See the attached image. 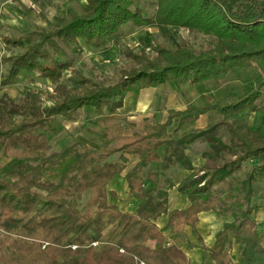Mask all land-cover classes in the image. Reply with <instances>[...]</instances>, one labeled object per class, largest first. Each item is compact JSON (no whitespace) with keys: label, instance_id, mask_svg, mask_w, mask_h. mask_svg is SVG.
<instances>
[{"label":"trees","instance_id":"16d2710c","mask_svg":"<svg viewBox=\"0 0 264 264\" xmlns=\"http://www.w3.org/2000/svg\"><path fill=\"white\" fill-rule=\"evenodd\" d=\"M87 2L82 15L63 17L40 41L35 36L4 37L9 48L22 50L4 60L9 67L5 85L25 70L51 83L50 97L56 104L46 109L31 98L0 102V147L6 158L16 162L0 179V264H192L179 240L170 244L166 232L173 229L179 237L190 226L203 246L196 229L203 212H222L234 219L209 249L218 264H235L234 244L248 261L264 256V232L252 219L253 184H264V136L251 130L244 118L260 111L264 126V0H155L151 17L136 9L134 0ZM127 24L140 29H186L207 41L198 52L160 45L156 56L136 54L124 49ZM80 42L97 53L113 46L125 50L129 61L116 84L104 86L74 69L75 61L67 52ZM65 71H71L72 77L67 79ZM227 76L244 87V96H231L207 108L171 111L166 124L147 126L145 134L123 135L119 110L130 92L204 84ZM90 108L103 118L104 150L77 143L52 153L53 120L79 121ZM207 114L220 120L211 129L183 133ZM125 125L134 127L127 121ZM218 127L230 133L228 145L211 135ZM199 138H205L224 161L217 171L195 169L188 159L184 146ZM164 146L167 152L162 157L158 151ZM127 155L140 159L125 178L139 201L134 212L111 204L117 195L109 191L110 182L126 172ZM70 157L75 162L57 180H45ZM252 161L236 191L221 187L223 175L244 173V164ZM153 162L162 163L163 169L178 162L194 174L205 172L179 186L190 199L188 209L169 212L168 191L161 185L166 182L171 189L170 180L162 182L154 173L143 178L144 169ZM162 216L169 217L164 228L158 226Z\"/></svg>","mask_w":264,"mask_h":264},{"label":"rangeland","instance_id":"374dc122","mask_svg":"<svg viewBox=\"0 0 264 264\" xmlns=\"http://www.w3.org/2000/svg\"><path fill=\"white\" fill-rule=\"evenodd\" d=\"M134 1L136 9L144 11L147 16L151 17L155 14V0ZM87 4V0H16L13 2V5H15L16 7L12 6V11L10 6L0 7V102L1 100H8V102H22L26 98H31L37 100L40 104L43 105V108L46 109H49L56 104L55 101L50 97L54 94V87L51 85V83L25 70L21 71L9 85H5V82L9 75V67L4 62V60L6 57L17 55L22 50L20 48H9L4 37L8 36L21 38L27 36H35V41H40V36L50 34L52 31V25H54L63 17L67 16L70 13L79 16L82 15ZM123 29L126 35L125 39L123 40L124 49H128L129 51L136 54L139 52H145L148 56H156L157 49L160 45H166L171 48L192 47L198 52L199 49L203 45H205L207 41V39L203 36L193 34L186 29H140L135 27L133 24L125 25ZM124 49L118 46H113L107 52L97 53L87 47L84 42H80L79 47H74L67 53L70 58L75 61L74 69L76 71L81 72L88 78L95 79L96 82L103 84L104 86H111L119 81L121 76V69L125 65H127L129 61V59L126 57V53H124ZM72 75L73 73L71 71L64 72V76L67 79L71 78ZM218 83L219 84L217 85L215 97L218 99H222V101L231 97H228V94H242L243 90L241 86L238 85V82L233 76H227L226 78L221 79ZM157 91H160L159 94L163 95L162 97H164L163 99L159 98V100L161 101L160 103L158 102L159 106H157V108L159 109L151 111H147L144 109L136 110L135 112H133L128 122L138 125L137 127H139V129H142L144 123L147 122H162L164 120L159 116L163 114L162 112H164V110L162 109L164 105H169L170 108L173 107V109L175 108L178 110L182 108V106H184H173L172 99H170L171 103L167 104L168 97H172L173 95L178 99V101L187 100L185 95L180 92V89H178V87L167 85L160 88L159 90H156V93H158ZM153 95L154 93L152 92L151 97H153ZM208 95L210 97L209 100L214 99L211 95V92ZM142 100L147 101L149 100V98H142ZM162 101L167 102H165V104L162 103ZM20 120L21 118L17 119V121ZM219 120L220 117L218 115L211 114L208 122L209 125L206 129H211V127H213ZM175 123L176 122H174V124ZM205 123L206 122H204L203 124ZM174 124L169 129L171 133L175 130L176 126H174ZM122 125L124 126L125 134H130L131 132L126 127V125L124 123H122ZM184 132H186V130H184ZM211 135L216 137L223 144L228 145L230 133L224 127L213 129ZM104 136L105 128L102 124V118L97 115L94 110H89L83 114L82 120H80L79 122L66 123L62 120H56L54 122L51 127L50 134V151L52 153H61L73 147L77 143H85L95 148L96 150H103L107 145ZM81 138L84 140H81ZM208 144V141L202 142V144L200 145V149L202 151H204L205 149L208 150L209 148L212 149ZM205 159L207 161V168L212 165V163L214 164V162L210 164L209 158ZM113 160L118 161L119 154L116 155ZM74 162V157L68 158L54 172L49 174L45 178V180H57L62 175V173ZM177 164L178 162H176L175 165L171 166H177ZM179 164L183 167L181 163ZM223 164L224 161H222V165ZM13 166V161L6 158L5 155H2L0 150V178L9 168H12ZM155 170L156 168L152 166L151 168L145 170L144 175L146 176L148 173H154L158 175L159 178H162V182L165 179L170 180L172 183L173 181H176V183L180 181L181 177H179V175L173 176L176 172L170 171L171 169L163 173H159V171L157 172ZM246 170H248V168H246ZM126 173L127 172H125V174ZM204 174L205 172L201 171L199 174L193 173L192 176H195V178H197ZM223 176L224 178H226V181L225 179H223L224 182L221 187L227 190L228 178L225 175ZM173 185L175 186L174 183ZM202 186H204V183L200 185V187ZM161 187L167 191L170 190L167 189L166 182L162 183ZM122 195L123 198L120 202V207H122L121 209L123 211L131 210L133 212L136 205H134L133 202L129 203V196H124V194ZM112 203H114V201H111V204ZM120 253L123 254L124 251L123 253L120 251ZM250 264H259L258 259H256V257L253 258V260L250 261Z\"/></svg>","mask_w":264,"mask_h":264},{"label":"crops","instance_id":"0c3cea01","mask_svg":"<svg viewBox=\"0 0 264 264\" xmlns=\"http://www.w3.org/2000/svg\"><path fill=\"white\" fill-rule=\"evenodd\" d=\"M14 1H16V0H0V7L10 6L11 11H12V6L16 7L15 5H13ZM218 82H220V80L219 81H214V80L207 81L204 84L180 85L178 87V89H180V92H182L185 95L187 100L186 101H182V100L178 101V99L172 95V97H168V100H167L168 103L167 104L171 103L170 99H172L173 106H177V105H179V106L184 105V106H182V108H180L178 110L175 108L173 109V107L170 108L169 105H164V107L162 108L164 110V112H162L163 114H161L159 116L164 121L156 122V123H152V122L144 123V125L142 126V129H139V127H137L138 125L131 123V122H128L129 118L132 116L133 112H135L136 110H143V109L147 110V111L148 110L149 111L158 110L159 109V108H157V106H159L158 102L159 103L161 102L159 100V98L163 99L164 97H162L163 95L159 94L160 91H157L158 93H156V90H159L160 88L165 87L167 85L160 86L157 88L144 89L138 94L130 92L126 96V98L124 100V105L119 110V112H120L121 118L123 120L126 119L124 121H127L128 123L132 124L134 127L133 128L127 127L131 133L125 134V132L123 131V135L131 137L137 133L138 134H145V128L147 126H150V125L156 126V125L166 124L169 120L171 111L184 112L189 107L207 108V107H210L213 103L222 101V99H218L215 97L217 85L219 84ZM238 85L241 86V88L243 90L242 94L235 95L232 93V94H228V97L232 96V95H235L237 97L244 96V94H245L244 87L242 85H240L239 83H238ZM152 92L154 93L153 97H151ZM210 92L214 98L212 100H209L210 97L208 94ZM142 98L143 99L149 98V100H147V101L142 100ZM167 101H162V103H165ZM177 101H178V103H177ZM89 110L90 111L94 110L96 112L95 109L90 108V109H85L84 113L86 111H89ZM159 113H161V112H159ZM210 116H211V114L201 116L189 128L184 129V130H186V132H184V130H183V133H188L191 131H199V130L206 129L209 125L208 122H209ZM244 118H245L247 125L249 126V128L251 130L260 131L261 135L264 136V126L262 125V120H263L262 112L256 111V112H252V113H247ZM56 120H58V121L62 120L66 123L72 122V121H66V120L61 119V118H56L53 120L52 124L50 125V129ZM80 120H82V118ZM79 121H74V122H79ZM204 122H206V123L203 124ZM123 123L125 124V122H123ZM102 124H103V118H102ZM174 126H176V123L174 124ZM103 127H104V125H103ZM105 132H106V129H105ZM81 140H84V139L81 138ZM202 142H207V140L205 138H199L194 143L185 145L186 153L188 155V158L192 161V166L195 169L206 168L207 161L205 158H209L210 164L212 162H214V164L212 163V165L209 166L210 171H217L222 166V160L218 157V155L216 154V152L213 149L209 148L208 150L205 149L204 151H202L200 149V145L202 144ZM230 142H231V137L229 136L228 144ZM208 145H209V147H211L210 144H208ZM0 150H1L2 155H4V151L1 149V147H0ZM166 150H167V148L164 146L158 152L163 157L166 153ZM202 154H205V155H202ZM190 156H192V157H190ZM127 158L129 160V162H128L126 172L128 173L140 162V159L134 158V157L128 156V155H127ZM10 160L13 161L14 166H15L16 162L13 159H10ZM253 163H254L253 161L245 163L243 166L244 170H246V168H248V170H249ZM152 166L154 168H156L155 171H157V172L159 171V173H161V172L163 173V172L171 169L170 171L176 172V173H174L173 176L179 175V177H181L179 182L176 183V181H173L175 186H173V188L168 191V210H169V212L174 211V210H186V209H188L191 206L190 199L187 195H185L179 191V186L181 185V183L184 180H186L187 178L192 176V174L194 172L186 170L184 167L180 166L179 163L177 164V166H170L167 169H163L162 163H154V162L150 163L144 169V172H145V170H147L148 168H151ZM12 168H9L1 176V178H3L6 175V173ZM248 170H246L244 173H233V172L228 173V176L226 175V177L228 178V189L227 190L228 191H236L240 187V185L246 180V178H247L246 173ZM144 172H143V178L145 177V179H146L150 175V173H148L145 176ZM127 173L126 174L124 173L122 176L116 177L115 179H113L109 184V191H112L117 195L118 198L117 197L114 198L112 200V201H114V203H112V204L118 206L120 209L122 208V207H120V202H121V199L123 198L122 194H124V196H129L128 197L129 203L133 202V204L136 205V207L133 210V212H134V211H136V209L139 205V201L134 199V197L131 195V193L129 191L128 183L125 179ZM224 179L226 181V178H224ZM253 192H254V195L252 198V206H253L254 210L252 213V219L257 223L258 231L264 232V184L254 183L253 184ZM118 195H120V196H118ZM126 211L132 212L131 210H126ZM168 221H169L168 216H162L160 218V220L158 221V226L160 228H164L167 225ZM233 221H234V219L232 216H226L222 212L221 213L203 212V213L199 214L196 229H197V232L203 241V246L208 250L204 249V247L202 246V243L199 242L198 237L193 234L192 228L190 226H186L183 230V234L181 236L179 235V237H178V233L175 232L173 229L168 230L166 232V234L168 235V240H169L170 244H175L177 242V239L179 240V244L182 245V249L185 251L188 259L191 261L192 264H218L216 261L213 260L211 252L209 249H212L214 247V245L216 243L217 234L219 232H221L227 224L232 223ZM231 258L235 264H250V261L253 260V259H251L249 261L246 260L245 257L240 252V248L237 244L233 245V248L231 250ZM256 259H258L259 264L260 263L264 264V256H257Z\"/></svg>","mask_w":264,"mask_h":264},{"label":"built area","instance_id":"2783aa9c","mask_svg":"<svg viewBox=\"0 0 264 264\" xmlns=\"http://www.w3.org/2000/svg\"><path fill=\"white\" fill-rule=\"evenodd\" d=\"M121 252L123 253V250H121Z\"/></svg>","mask_w":264,"mask_h":264},{"label":"bare ground","instance_id":"6f19581e","mask_svg":"<svg viewBox=\"0 0 264 264\" xmlns=\"http://www.w3.org/2000/svg\"><path fill=\"white\" fill-rule=\"evenodd\" d=\"M3 166H4V165H3ZM3 168H4V167H3ZM3 168H2V169H3ZM0 175H1V174H0Z\"/></svg>","mask_w":264,"mask_h":264}]
</instances>
